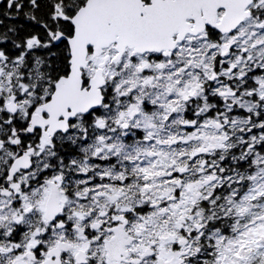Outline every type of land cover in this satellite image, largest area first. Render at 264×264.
Wrapping results in <instances>:
<instances>
[{
  "label": "snow or ice",
  "instance_id": "6c2138e0",
  "mask_svg": "<svg viewBox=\"0 0 264 264\" xmlns=\"http://www.w3.org/2000/svg\"><path fill=\"white\" fill-rule=\"evenodd\" d=\"M0 264H264V0H0Z\"/></svg>",
  "mask_w": 264,
  "mask_h": 264
},
{
  "label": "trees",
  "instance_id": "16d2710c",
  "mask_svg": "<svg viewBox=\"0 0 264 264\" xmlns=\"http://www.w3.org/2000/svg\"><path fill=\"white\" fill-rule=\"evenodd\" d=\"M16 23H23V21H22V20H20V21H16Z\"/></svg>",
  "mask_w": 264,
  "mask_h": 264
}]
</instances>
